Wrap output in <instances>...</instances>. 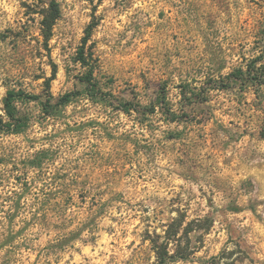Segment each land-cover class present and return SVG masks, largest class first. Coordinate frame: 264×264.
Returning a JSON list of instances; mask_svg holds the SVG:
<instances>
[{"label": "rangeland", "instance_id": "obj_1", "mask_svg": "<svg viewBox=\"0 0 264 264\" xmlns=\"http://www.w3.org/2000/svg\"><path fill=\"white\" fill-rule=\"evenodd\" d=\"M58 1L47 46V0H0V115L10 89L42 93L54 64L55 99L77 93L52 115L20 100L28 126L0 131V264H154L148 231L179 210L216 221L169 264H264V85L210 79L264 66V0ZM93 19L100 85L145 107L164 91L179 120L89 98L77 54Z\"/></svg>", "mask_w": 264, "mask_h": 264}, {"label": "trees", "instance_id": "obj_2", "mask_svg": "<svg viewBox=\"0 0 264 264\" xmlns=\"http://www.w3.org/2000/svg\"><path fill=\"white\" fill-rule=\"evenodd\" d=\"M42 14V30L44 32L45 41L48 46V41L53 34L54 26L61 16V8L58 0H47V6L44 7ZM96 19L88 25L86 34L83 37V42L79 47L77 54V62H80L85 71L80 75V80L85 84V93L92 100H101L114 104L118 109L125 112L136 110L142 114H152L156 112L157 106H160L162 111L167 114L170 121H177L180 116L172 109L167 101L166 92H162L159 97L158 104L152 103L149 107L142 106L140 103H134L125 99L114 101V94L111 90H107L100 85L96 77V65L94 51L92 47L93 30L97 26ZM262 57L252 58L246 67H240L227 75H220L221 78L213 80V88H228L233 83H240L245 87L255 86L257 90L264 85V66L259 65ZM57 66L53 65L52 75L45 80L42 93H33L24 89H10L4 98L5 114L0 115V131L9 133H20L29 124L30 117L22 112L17 102L20 100H39L43 106V111L47 115H52L54 110L61 106L70 104L76 92H69L58 99H55L51 87L52 81L57 76ZM220 82V83H217ZM190 85L185 83L182 85L181 93L185 98H189L191 102H204L207 100V91L210 87L203 89L200 92L189 90ZM191 92L194 97H188ZM185 112V111H184ZM50 151L44 150L38 154V158L34 161V166L43 171L45 165V157H49ZM51 159V158H50ZM49 159V160H50ZM214 215L197 216L194 218L188 217L186 211H178L176 217L165 225L164 233L150 232L148 236L152 244V249L156 255L154 264H169L178 259H189L193 257L204 246L205 236L211 231L215 224Z\"/></svg>", "mask_w": 264, "mask_h": 264}]
</instances>
